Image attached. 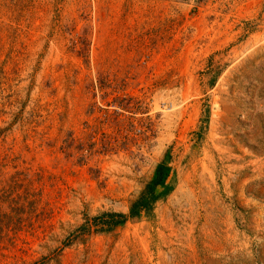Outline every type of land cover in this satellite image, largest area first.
I'll return each mask as SVG.
<instances>
[{
	"label": "rangeland",
	"instance_id": "obj_1",
	"mask_svg": "<svg viewBox=\"0 0 264 264\" xmlns=\"http://www.w3.org/2000/svg\"><path fill=\"white\" fill-rule=\"evenodd\" d=\"M0 264H264V0H0Z\"/></svg>",
	"mask_w": 264,
	"mask_h": 264
},
{
	"label": "trees",
	"instance_id": "obj_2",
	"mask_svg": "<svg viewBox=\"0 0 264 264\" xmlns=\"http://www.w3.org/2000/svg\"><path fill=\"white\" fill-rule=\"evenodd\" d=\"M169 171L170 166L167 163H160L152 181L146 185L138 198L132 202L129 213L105 211L98 216L87 217L85 223L72 232L73 239L91 231L103 232L112 230L127 222L128 219L140 216L143 211H152L153 205L157 199L156 190L164 183Z\"/></svg>",
	"mask_w": 264,
	"mask_h": 264
}]
</instances>
